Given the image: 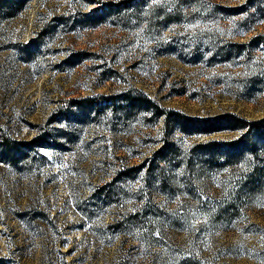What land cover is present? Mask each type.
I'll return each mask as SVG.
<instances>
[{
    "label": "rangeland",
    "instance_id": "1",
    "mask_svg": "<svg viewBox=\"0 0 264 264\" xmlns=\"http://www.w3.org/2000/svg\"><path fill=\"white\" fill-rule=\"evenodd\" d=\"M103 1L106 23L31 0L0 29V129L53 146L0 157V264H264V146L227 159L242 130L154 120H264V0ZM136 90L153 109L111 105Z\"/></svg>",
    "mask_w": 264,
    "mask_h": 264
},
{
    "label": "trees",
    "instance_id": "2",
    "mask_svg": "<svg viewBox=\"0 0 264 264\" xmlns=\"http://www.w3.org/2000/svg\"><path fill=\"white\" fill-rule=\"evenodd\" d=\"M31 0H0V29L2 28L4 22L10 20L11 18L17 17L29 4ZM80 5L86 8L89 4H95L97 7L94 8V12H100V20L94 22L95 25L99 23H106L108 18H106V13H112L114 8H116L117 3L114 1L104 2L103 0H75ZM133 0H124L123 2H130ZM76 4V5H77ZM82 9V8H81ZM105 17V18H104ZM250 45L256 47H261L264 45V35L260 34L251 39ZM252 52H249L251 55ZM137 94V95H134ZM119 98L114 99L111 105L114 107H120L123 111H135L141 112L142 110H151L154 105L150 98H148L142 92L136 90L134 92H126L121 94ZM88 98L82 101L91 109L101 108V104L98 103L97 98ZM109 99V98H108ZM112 100V98H110ZM79 103L77 100H69V108L77 106ZM82 105V104H81ZM81 108V107H80ZM82 109V108H81ZM156 114L154 120L161 119L165 116V122H169L170 117H178V124H180L181 129L191 135H206L209 136L215 132L222 130H242L243 133L239 138L234 141L226 142V147L222 149L224 158L233 159L237 157L245 156L247 153L256 154L259 152V146H264V120L249 122L247 120L241 119L233 114H224L216 118H205L197 119L191 117H185L182 114H168L164 112L159 106L156 107ZM99 111V110H97ZM69 116H67L68 118ZM213 142L209 143V146ZM45 147L48 149H53V146L49 144L48 141L45 142V136L38 135L34 137L31 141L21 142L18 139L13 138V136L0 129V157L3 161H13L18 163L21 158L27 157L32 153L40 154V148ZM209 154H214L212 150H208ZM175 153V148L173 145L165 144L163 145L155 154V159L158 164L163 163L169 153ZM165 159V160H164ZM146 167L147 171L150 173L152 171V165L146 166L142 163L138 166L139 168ZM160 168H163L160 166ZM240 170L242 169L239 168ZM255 183V180H251L246 186H250ZM151 201V200H150Z\"/></svg>",
    "mask_w": 264,
    "mask_h": 264
},
{
    "label": "bare ground",
    "instance_id": "3",
    "mask_svg": "<svg viewBox=\"0 0 264 264\" xmlns=\"http://www.w3.org/2000/svg\"><path fill=\"white\" fill-rule=\"evenodd\" d=\"M45 153V152H44ZM46 154V153H45Z\"/></svg>",
    "mask_w": 264,
    "mask_h": 264
}]
</instances>
